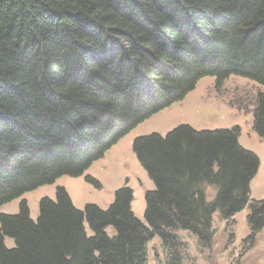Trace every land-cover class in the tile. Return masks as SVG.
I'll return each mask as SVG.
<instances>
[{"label":"trees","instance_id":"obj_1","mask_svg":"<svg viewBox=\"0 0 264 264\" xmlns=\"http://www.w3.org/2000/svg\"><path fill=\"white\" fill-rule=\"evenodd\" d=\"M230 75L264 85V0H0V206L63 175L99 189L85 171L122 137L202 77L219 90ZM252 128L264 141V91ZM239 135L179 123L134 136L153 184L143 221L126 184L104 208H78L56 185L35 217L25 198L0 212V264H147L155 236L166 264H182L177 231L209 248L213 215L230 222L245 207L252 246L264 227V197L250 196L260 161Z\"/></svg>","mask_w":264,"mask_h":264},{"label":"rangeland","instance_id":"obj_2","mask_svg":"<svg viewBox=\"0 0 264 264\" xmlns=\"http://www.w3.org/2000/svg\"><path fill=\"white\" fill-rule=\"evenodd\" d=\"M264 91V85L248 78L230 75L222 87H214V78L204 76L196 83L185 97L162 109L144 120L114 144L104 156L95 161L86 171L100 184L96 189L86 183L83 176L63 175L53 184H45L25 192L21 197L0 206V212L14 213L18 202L25 198L31 217L37 214L40 197H54L55 186L63 185L73 203L78 208L87 202L106 207L112 200L113 191L126 184L133 189L132 210L143 221L144 192L153 187L145 171L137 162L132 150L134 136L152 131L164 133L176 124L188 123L196 128L240 127L239 142L252 150L259 157L257 173L250 182V196L255 199L264 197V141L252 128V109L255 93ZM213 189H206L207 198ZM245 207L237 212L230 222L221 220L218 213L213 215V239L209 248H200L196 238L187 231L179 230L177 234L185 243L182 251V264H264V227L257 234L254 244L248 245L243 240L249 233L246 224ZM11 245V239H6ZM167 254L158 236L147 244V264H166Z\"/></svg>","mask_w":264,"mask_h":264}]
</instances>
